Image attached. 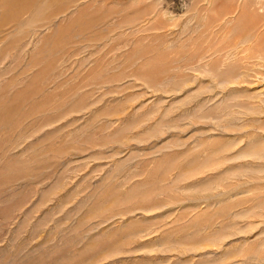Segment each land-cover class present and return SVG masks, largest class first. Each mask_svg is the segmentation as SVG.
<instances>
[{"label": "rangeland", "instance_id": "1", "mask_svg": "<svg viewBox=\"0 0 264 264\" xmlns=\"http://www.w3.org/2000/svg\"><path fill=\"white\" fill-rule=\"evenodd\" d=\"M0 264H264V0H0Z\"/></svg>", "mask_w": 264, "mask_h": 264}]
</instances>
